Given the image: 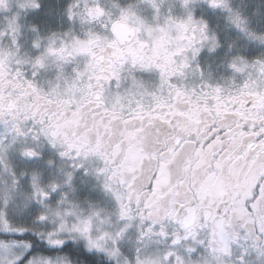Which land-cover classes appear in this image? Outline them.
<instances>
[{
  "label": "snow or ice",
  "instance_id": "snow-or-ice-1",
  "mask_svg": "<svg viewBox=\"0 0 264 264\" xmlns=\"http://www.w3.org/2000/svg\"><path fill=\"white\" fill-rule=\"evenodd\" d=\"M0 264H264V0H0Z\"/></svg>",
  "mask_w": 264,
  "mask_h": 264
}]
</instances>
